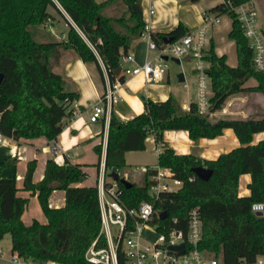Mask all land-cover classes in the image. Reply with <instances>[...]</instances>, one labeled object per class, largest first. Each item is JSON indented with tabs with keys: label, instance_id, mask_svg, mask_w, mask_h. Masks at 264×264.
Listing matches in <instances>:
<instances>
[{
	"label": "trees",
	"instance_id": "obj_1",
	"mask_svg": "<svg viewBox=\"0 0 264 264\" xmlns=\"http://www.w3.org/2000/svg\"><path fill=\"white\" fill-rule=\"evenodd\" d=\"M197 1V0H193ZM246 0H222L209 11L225 14L231 19L228 38L235 43L237 64L230 66L225 55H218L210 45L206 59L211 81V110L220 109L231 95L244 91L264 94V70H257L252 62V50L237 20L234 7ZM56 2L71 18L65 41L39 42L31 29L42 25L50 17L48 7L60 13ZM121 7L118 15H107V8ZM109 9V10H110ZM61 14V13H60ZM145 24L139 0H0V128L14 141L44 137L54 140L62 130V121L72 116L75 92L66 91L62 77L50 68L52 50L61 45L73 49L83 62H94L103 75L102 61L110 81L124 82L120 57L128 52L132 41L139 38ZM179 23L168 33L151 32L157 45L165 35L174 39L187 33ZM250 78L256 85L245 83ZM144 111L129 120H121L111 112L105 151V177L116 171L120 177L128 173L132 185L128 188L118 182L121 200L126 207H137L142 200L154 201L158 212L168 216L152 221L157 230L168 233L188 228V213L197 208L202 223L199 249L216 256L222 254L223 264H254L264 255V213L252 212L251 205L264 202V140L252 143L255 133L264 131V116L247 119H218L211 121L201 114L192 102L188 110L171 96L163 101L145 100ZM230 128L240 145L219 154L215 159H202L194 154H178L164 139L165 130H185L190 139L215 138ZM153 134L160 144L157 164L171 169L182 182L172 192H161L157 199L149 194V171L142 183L132 181L130 167L125 163V152L145 149L146 138ZM100 154L101 147L95 146ZM0 161V240L11 236V253L32 264L57 262L59 264H93L85 258L91 243L104 247L101 233L100 205L96 186H78L87 173L81 164L65 158L57 164L49 158L43 177L33 182L36 160L27 163L22 188L37 196L46 223L33 220L25 225L21 215L27 198L17 195L15 178H2L8 166ZM211 169L207 180L196 176L193 168ZM250 175L249 195H239V177ZM53 190H63L62 207L49 206ZM120 263L123 257L120 253Z\"/></svg>",
	"mask_w": 264,
	"mask_h": 264
},
{
	"label": "crops",
	"instance_id": "obj_2",
	"mask_svg": "<svg viewBox=\"0 0 264 264\" xmlns=\"http://www.w3.org/2000/svg\"><path fill=\"white\" fill-rule=\"evenodd\" d=\"M98 2L104 0H96ZM144 20L150 22L151 32L168 33L177 24L182 23L187 31L198 28L202 23V13L209 11L212 7L222 0H139ZM152 2L154 12L148 14L149 3ZM56 5L60 11L57 12L53 7H48L51 17L42 25L31 29L34 38L39 42H62L66 40L68 23L74 25L71 18L63 10L58 2ZM256 6L259 12V21L264 25V0H257ZM225 14H220V22L214 25L209 31V47L212 45L218 55H225L226 62L230 66H236L237 56L235 49V64L230 61L227 52L228 32L231 27V19L222 21ZM75 26V25H74ZM225 31V32H224ZM225 33V34H224ZM231 40V39H230ZM233 41V40H231ZM234 42V41H233ZM208 47V48H209ZM235 48V43H234ZM134 56V63L143 64L147 60L156 62V51L147 49V42L141 38L132 41L128 49ZM99 63H100V58ZM188 60V59H186ZM189 61V60H188ZM101 65V64H100ZM50 68L53 72L62 77L63 87L66 91L75 92L77 98L72 105L75 115L62 121V130L57 137L48 141L44 137L34 139H20L19 141L8 140L0 145V161L15 160L12 164L8 162V167L3 169L2 178H15L18 191L17 195L28 199L32 204L36 195L22 188L23 178L26 172L27 163L36 160V167L33 172V182L42 179L45 162L52 158L57 164H63L65 158L71 163L82 165H94L96 163V174L87 169L86 179L78 186H96L101 172H105V151L108 136V121L100 119L95 122L89 120L90 108L99 101L100 95L113 82L110 81L106 73H100L98 66L94 62H83L77 53L71 48L57 45L50 56ZM195 85V73L193 70ZM182 89H188L186 75L183 74ZM179 80V79H178ZM246 86L256 85V81L250 78L245 83ZM119 100L112 106V111L121 120H129L138 113L144 111L145 100L163 101L169 96L173 97L184 110L189 109V105L196 100L191 95L175 92L170 76L166 73L165 78L159 82H148L142 73L127 76L118 88ZM143 96V98H142ZM264 116V94L256 91H244L229 96L222 107L216 110L209 118L211 121L218 119H247L261 118ZM110 119V118H109ZM165 143L178 154H194L202 159H215L219 154L227 152L240 145L232 129L226 128L223 133L215 138L190 139L185 130H165L163 132ZM264 140V131L253 135L252 143ZM101 147V153L95 151V146ZM96 153H93V152ZM160 151V144L155 142L154 135H149L145 140V149L138 151L125 152V163L131 168V174H139L142 178L144 172L140 169L155 168L157 156ZM152 152L154 160L148 157ZM98 154V155H97ZM19 167V168H18ZM139 169L140 173H137ZM106 180V179H105ZM250 182L249 174H242L239 177V195H249L247 184ZM27 203V205H28ZM65 203L63 190H53L49 197V206L58 208ZM26 205V207H27ZM25 207V209H26ZM25 211V210H24ZM23 211L21 219L25 225H30L33 220L46 223L47 219L43 213L34 212L25 216ZM30 215L33 216L30 218Z\"/></svg>",
	"mask_w": 264,
	"mask_h": 264
},
{
	"label": "built area",
	"instance_id": "obj_3",
	"mask_svg": "<svg viewBox=\"0 0 264 264\" xmlns=\"http://www.w3.org/2000/svg\"><path fill=\"white\" fill-rule=\"evenodd\" d=\"M257 0H246L234 7L242 32L252 50V62L257 70H264V25L259 21V12L256 6ZM154 12L153 3H149L148 14ZM220 14L204 11L201 25L188 31L185 35L174 39L169 43L164 41L157 45L151 37L150 22L145 21L139 38L147 42V49L156 51V62L147 60L141 65L134 63V56L127 52L120 57V72L124 79L127 76L142 73L148 82H159L165 78L166 65L163 56L183 59L193 63L195 73L196 108L199 113L209 117L215 111L211 110L212 88L207 69L209 61L206 59L209 47L211 28L220 22ZM103 72L104 65L100 60ZM107 74V73H106ZM120 81L111 83L100 95L99 101L90 108L89 120L91 122L103 119L108 121L112 106L119 100L118 88ZM75 107V104L72 103ZM75 115L73 110L72 116ZM11 138L3 135L0 128V145ZM142 172H148L149 194L157 199L161 192L176 191L182 182L173 176L171 169L157 166L155 168L143 167ZM128 174L124 175L127 178ZM174 186H177L176 188ZM98 200L100 205L101 233H103L106 245L97 247L93 241L85 253V258L93 264H223L217 256L199 249L202 239V223L197 208H192L188 213V228L184 234L182 231L171 230L163 233L157 230L152 223L160 212L155 209L154 201L142 200L137 207H126L121 200V191L118 181L105 180V172L96 183ZM252 212L264 213V202H255L251 205ZM116 228L112 233L111 227ZM184 243V251L177 253L168 249L169 245ZM207 254L212 256L207 257ZM259 257V259H258ZM255 263L264 264V255L258 256ZM14 264H25L16 255L13 256ZM31 264V263H28ZM45 264H59L46 262Z\"/></svg>",
	"mask_w": 264,
	"mask_h": 264
},
{
	"label": "rangeland",
	"instance_id": "obj_4",
	"mask_svg": "<svg viewBox=\"0 0 264 264\" xmlns=\"http://www.w3.org/2000/svg\"><path fill=\"white\" fill-rule=\"evenodd\" d=\"M109 9L110 8L105 9L104 13L107 15H118V14H120V12L122 10L121 7L111 8L110 10ZM229 20H230V18L227 15H224L222 17V21L228 22ZM225 40L227 41V45H228L227 46V52L229 54L230 61L233 62V64H235L234 42L231 41L226 36H225ZM163 63L166 65L167 73L170 76V82L173 84V86L175 88V92L186 94L188 96L191 95V98H195V95H194L195 85L193 83V80H194L193 63L186 60V58L181 59L180 63H176L174 60L171 59V56H169V58L167 60H164ZM180 73H183L186 75V81L188 83V89H186V90L182 89L183 82H180L178 80V75ZM93 153H96V152L94 151ZM148 157H151L152 160H154V155L152 154V152H150L148 154ZM14 161L15 160H7V162H11V164ZM96 163H97V160H96ZM96 163L94 165H84V170L87 169L89 172L96 174ZM137 173H140L139 169H137ZM130 175L131 176H129V177L132 181H135L137 183H142V178L139 174H135V175L130 174ZM105 179H106V182H109L111 178L106 176ZM174 187L176 188L177 186H174ZM37 211L40 213H43L38 199H35L32 204L28 203L24 212H25V216H28L29 214H33L34 212H37ZM43 215H44V213H43ZM31 217H33V216L30 215V218ZM111 231H112V233H115L116 228L114 226H112ZM210 256H212V255L207 254V257H210ZM12 258H13V255L11 253V236H10V234L7 233L4 235L3 239L0 240V264H14L12 262ZM217 259L220 263H222V254L221 253L217 256ZM258 259H259V257H258ZM24 263L28 264L30 262L24 261ZM243 264H245V263H243ZM254 264H258V263H254Z\"/></svg>",
	"mask_w": 264,
	"mask_h": 264
},
{
	"label": "water",
	"instance_id": "obj_5",
	"mask_svg": "<svg viewBox=\"0 0 264 264\" xmlns=\"http://www.w3.org/2000/svg\"><path fill=\"white\" fill-rule=\"evenodd\" d=\"M173 40H174V37L171 36V35H165L164 38H163V41L165 43H169V42H171ZM163 59L167 60L168 57L167 56H163ZM171 59L174 60L176 63H180V59H178V58L171 57ZM120 70H121L120 67H118L116 69V71H115L116 74H119ZM1 78H2V74L0 73V80H1ZM178 79H179V81H183V79H184L183 78V73H180L178 75ZM142 98H143V96H142ZM193 171L196 174V176L198 178L202 179V180H207L210 177V175H211V169H209V168H207L205 166H196V167L193 168ZM108 177L120 182L126 188H128V187H130L132 185L131 181H129L128 179H126L124 177H120L119 173L116 172V171H110L108 173ZM258 214H261V212H258ZM167 216H168L167 211H163V212H161L159 214V218L160 219H164ZM168 249L171 250V251L177 252V253H182L184 251V243L182 242V243L177 244V245H169Z\"/></svg>",
	"mask_w": 264,
	"mask_h": 264
}]
</instances>
